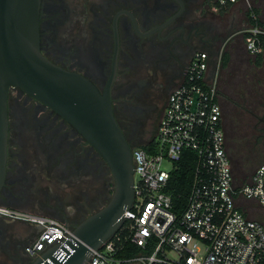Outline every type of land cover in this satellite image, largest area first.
<instances>
[{"label":"flooded vegetation","instance_id":"af4514ba","mask_svg":"<svg viewBox=\"0 0 264 264\" xmlns=\"http://www.w3.org/2000/svg\"><path fill=\"white\" fill-rule=\"evenodd\" d=\"M246 25L243 13L237 19L222 13L214 0H39L40 52L100 93L107 89L113 116L133 147L155 136L168 95L197 54L207 51L213 63ZM240 76L233 86L246 82L244 70ZM227 77L219 75L223 106ZM243 113L237 133L264 157V106ZM7 119L1 205L72 227L108 201L114 181L106 160L60 115L14 86ZM22 223L5 224L0 216V264L33 261L35 254L25 250L32 235Z\"/></svg>","mask_w":264,"mask_h":264},{"label":"built area","instance_id":"2783aa9c","mask_svg":"<svg viewBox=\"0 0 264 264\" xmlns=\"http://www.w3.org/2000/svg\"><path fill=\"white\" fill-rule=\"evenodd\" d=\"M238 1L214 0V6L220 9ZM241 1L251 7L250 0ZM238 32L246 34L249 54L261 51L263 29L248 25ZM209 65L208 52H199L168 95L153 138L154 152L140 146L131 149L132 202L123 213L120 231L93 250L84 264H264V224L246 215L237 202L241 197L264 205V162L244 183L235 182L219 101L221 52L212 75ZM183 151L193 153L195 164L185 203L177 213L167 187ZM0 216L39 227L36 238L25 246L31 254L52 245L57 246L53 254L62 252L59 245L71 234L66 223L27 210L0 204ZM126 242L140 250L117 256Z\"/></svg>","mask_w":264,"mask_h":264},{"label":"water","instance_id":"95a60500","mask_svg":"<svg viewBox=\"0 0 264 264\" xmlns=\"http://www.w3.org/2000/svg\"><path fill=\"white\" fill-rule=\"evenodd\" d=\"M39 0H0V188L8 137L7 93L18 87L71 124L106 160L114 181L108 201L71 227L62 252L56 245L29 264H84L120 227L133 198L130 145L119 128L107 89L48 60L39 49Z\"/></svg>","mask_w":264,"mask_h":264},{"label":"trees","instance_id":"16d2710c","mask_svg":"<svg viewBox=\"0 0 264 264\" xmlns=\"http://www.w3.org/2000/svg\"><path fill=\"white\" fill-rule=\"evenodd\" d=\"M251 7L249 9L246 8V20L250 26H258L262 29L260 22L258 20L257 11L258 8L256 7L257 0H250ZM262 5H264V0L261 1ZM230 5H226L220 8L221 12L225 11ZM254 15L255 17H253ZM235 34V32L233 33ZM233 34H231L233 36ZM244 33H240L243 44H244ZM236 36V35H235ZM234 37V36H233ZM231 37V39H233ZM261 40V47H262V35L259 36ZM230 39V40H231ZM245 47V46H244ZM221 65L226 66L227 61L229 59L227 52H221ZM224 53V54H223ZM241 53V51H240ZM240 56L242 55L239 54ZM234 73V71H233ZM226 74V73H225ZM228 79L230 77V73H228ZM227 84V89L230 94L222 92L221 95L224 99V112L225 115L229 116V119L233 122L234 129V138L227 136L228 131L223 123L225 135H226V145L227 151L231 159L232 163V170L234 174V179L236 183H244L247 178L250 176L251 171L256 165L259 159H263V155L258 153L254 146L251 145L249 138L242 137L238 135L237 129L241 127V121L244 120L243 112L244 109L249 106L253 110H261L262 106H264V96L260 94V90H256L253 92L250 90V86L247 87L246 83L240 81V83H236L235 86ZM222 87V86H221ZM223 90V89H222ZM220 91V90H219ZM221 105V102H220ZM222 108V106H221ZM243 112H242V111ZM223 120V118H222ZM248 146V147H247ZM145 148L149 152H154V141L150 140L146 145L140 146ZM195 156L190 151H183L181 155V159L175 163L174 168L171 170L167 191L171 195L173 201V211L174 212H181L183 205L185 203L186 195L189 190L193 168L195 161L193 160ZM258 161V162H257ZM257 162V163H256ZM263 212L257 214V218L261 219ZM259 221V220H258ZM261 222V221H260ZM120 229L117 231L119 232ZM140 250L139 247L131 244L130 242H126L122 249L117 252V256L119 257H127L133 254H136Z\"/></svg>","mask_w":264,"mask_h":264},{"label":"crops","instance_id":"0c3cea01","mask_svg":"<svg viewBox=\"0 0 264 264\" xmlns=\"http://www.w3.org/2000/svg\"><path fill=\"white\" fill-rule=\"evenodd\" d=\"M261 1L262 0L256 1V7L258 8L257 11L258 20L264 31V5L260 4ZM241 3L242 1L239 0L237 3L230 5L225 11H222V13L229 12L232 9H234L239 11L240 14L243 13L246 18V14H245L246 7L243 8L240 7L242 6ZM246 24H247L246 26L249 25L247 20H246ZM261 35H262L261 51L256 54H249L244 47L241 36L239 35L234 36L233 39L230 40L229 44H227V46L223 48L224 49L223 52L228 53L229 59L227 61L226 66L222 67V65H220L219 75L224 72L228 76L229 75L228 73H230L229 79L227 77L228 80L227 84L232 85L233 81L235 80V77L240 76L241 71L244 70L247 76L246 77L247 80L245 82L247 87L250 86L251 88L250 90L252 92L253 90L254 91L260 90L259 91L260 94L264 96V32ZM240 51L242 53L241 56L239 55L241 54ZM214 69H215V58L213 59V63H211V56H210L209 72L211 73V75ZM239 79L241 80V76L239 77ZM3 222L5 224L15 225V226L23 224L22 222H17V221H7L4 218H3ZM24 224L27 226L29 233H31L32 235L30 240L31 242L36 238L39 232V227L29 223H24ZM130 264H140V263L133 262Z\"/></svg>","mask_w":264,"mask_h":264},{"label":"rangeland","instance_id":"374dc122","mask_svg":"<svg viewBox=\"0 0 264 264\" xmlns=\"http://www.w3.org/2000/svg\"><path fill=\"white\" fill-rule=\"evenodd\" d=\"M241 5L242 6H240V7H246V5L244 4V2H242L241 3ZM245 9V8H244ZM232 13V15H234L235 17H236V19L239 17V16H241V14H240V12L239 11H237V10H234V9H232L231 11H229L228 13L229 14H231ZM242 28H244V27H242ZM237 29H241V26H239ZM222 105V104H221ZM224 106L222 105V108H223ZM223 123H224V125H225V127H226V129H227V131H228V135L227 136H230V137H232V138H234V131L236 130V129H234V126H233V122L229 119V116L227 115V113H226V115H225V112H224V108H223ZM153 138H154V136H153ZM153 138L151 139V140H153ZM248 147V146H247ZM263 159H264V157H263ZM258 161H261V162H258ZM256 163V165H254V167H253V169H252V171L254 170V168L258 165V164H260V163H262V162H264V160H262V159H259ZM164 165H165V167H168L169 166V163L168 162H164ZM251 171V172H252ZM237 202H238V207L242 210V211H244V213L247 215L248 214V216L249 217H251V218H254V219H256V220H259V221H261L263 224H264V205H262V204H259L258 202H256L255 200H252V199H244V198H241V197H238L237 198ZM261 212H263L262 214V220H260L259 218H257V214L259 213H261ZM59 221H61V220H59ZM61 222H63V221H61ZM65 223V222H64ZM170 256H172V254H169Z\"/></svg>","mask_w":264,"mask_h":264}]
</instances>
